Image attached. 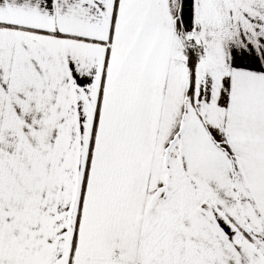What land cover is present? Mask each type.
Returning a JSON list of instances; mask_svg holds the SVG:
<instances>
[{"label":"snow or ice","instance_id":"6c2138e0","mask_svg":"<svg viewBox=\"0 0 264 264\" xmlns=\"http://www.w3.org/2000/svg\"><path fill=\"white\" fill-rule=\"evenodd\" d=\"M0 264H264V0H0Z\"/></svg>","mask_w":264,"mask_h":264}]
</instances>
